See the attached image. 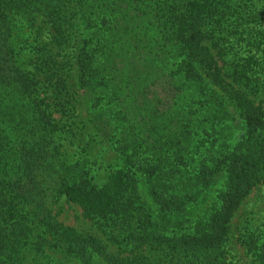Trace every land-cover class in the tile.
Returning <instances> with one entry per match:
<instances>
[{"label":"trees","instance_id":"16d2710c","mask_svg":"<svg viewBox=\"0 0 264 264\" xmlns=\"http://www.w3.org/2000/svg\"><path fill=\"white\" fill-rule=\"evenodd\" d=\"M261 1L0 0V264H26L28 246L79 264H228L232 219L264 184ZM42 22L50 43L30 45ZM55 111L115 158L101 186L61 150ZM50 189L117 251L59 222ZM242 242L264 264V239Z\"/></svg>","mask_w":264,"mask_h":264},{"label":"rangeland","instance_id":"374dc122","mask_svg":"<svg viewBox=\"0 0 264 264\" xmlns=\"http://www.w3.org/2000/svg\"><path fill=\"white\" fill-rule=\"evenodd\" d=\"M261 2L264 3V0ZM50 32L49 25L42 22L39 29H25L22 35L28 39L29 43H31L30 45L35 46L37 44H49ZM30 51L31 47L27 52ZM226 52L228 55L225 59L228 62L225 66H229L231 73L232 64L239 62V58L245 57L246 51H239L235 47V49H230ZM54 53H57V51L55 50ZM66 56L65 52H62L55 60L62 61V58ZM67 68L69 69L70 66H67ZM262 76L264 80V71L261 72ZM82 94L83 91H79L74 85L72 91H70V102H74ZM259 100L263 102L264 107V92L259 96ZM81 110L84 112V106L81 107ZM53 118L63 129V133H65L66 141L63 142L64 146H62L61 150L66 154L68 160L71 163L87 160V170L89 177H91V183L101 186L106 181L107 174L115 168L116 162L111 152L106 149L105 144L100 143L101 138L92 132L90 127L89 129L83 127L82 116H76L75 118L73 114L69 113L62 117L61 113L55 111ZM46 194L47 205L59 222L79 233L91 234L106 244L112 252L117 251V247L103 232L96 228L93 222L83 218L81 210L76 205L66 202L63 196L56 198V193L51 189ZM247 235L264 239V184L256 186L250 192L232 219L226 244L228 264H252V258L248 255L242 242V239ZM25 256L27 258L26 264H79L77 261L71 263V261L65 260L60 251L48 248L44 249L43 253L36 254L31 252L30 246H28Z\"/></svg>","mask_w":264,"mask_h":264}]
</instances>
